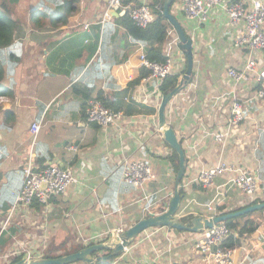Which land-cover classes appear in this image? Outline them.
Here are the masks:
<instances>
[{"label":"crops","instance_id":"crops-1","mask_svg":"<svg viewBox=\"0 0 264 264\" xmlns=\"http://www.w3.org/2000/svg\"><path fill=\"white\" fill-rule=\"evenodd\" d=\"M25 1L20 0L16 6ZM33 1L29 12L39 0ZM127 2L150 7L152 0ZM106 4L107 0L74 4L68 23L50 27L43 21L39 30L31 28L27 14L14 35L12 58L17 64L3 79L7 91L0 95V235L10 236L0 245V264H9L25 252L29 257L44 256L50 247L61 243L59 250L67 252L79 245H91L101 235L125 231L141 218L167 209L176 173L171 161L174 150L165 143L158 128L162 94L144 78L131 85L146 70L140 65L139 41L127 34L123 25L126 15L120 11L102 22ZM169 12L191 39L193 54L190 83L165 109L166 122L174 129L187 160L180 183V209L189 201L193 212L187 213L211 215L207 209L211 204L217 214H225L255 204L254 200L264 202V98L258 96L260 84L253 78L235 85L226 74L228 68L244 69L250 58L263 67L264 51L252 53L235 46V37L242 33L243 25H229L220 9H213L203 23L184 16L181 0H176ZM106 24H110L108 29ZM176 38L175 30H169L164 56ZM178 42L172 43L170 56L180 79L186 57ZM77 84L88 94L102 92L121 107L117 109L123 113L118 128L84 123L90 100H83L73 89ZM232 91L245 115L237 127L228 126ZM34 122H40L41 128L33 142L30 127ZM218 132L227 133L221 142L213 136ZM70 145L77 146V151H68ZM30 149L40 167L71 161L78 182L46 207H19L3 228L13 193L22 183V169ZM125 159L146 161L154 180L142 189L122 183ZM219 162L252 171L261 191L251 199L231 187L232 173L217 177L209 187L200 186L196 182L199 172ZM148 204L153 206L144 210ZM251 213L249 218L237 221L242 226L252 220L255 229L240 238L235 259L241 264L250 259L254 264H264V210ZM187 235L188 232L166 227L149 228L128 246V252L108 262L213 264Z\"/></svg>","mask_w":264,"mask_h":264},{"label":"built area","instance_id":"built-area-1","mask_svg":"<svg viewBox=\"0 0 264 264\" xmlns=\"http://www.w3.org/2000/svg\"><path fill=\"white\" fill-rule=\"evenodd\" d=\"M181 4L184 16L187 19L196 20L198 23L205 22L213 9L222 10L228 17L229 25H243L242 33L235 37V46L245 47L252 53L264 51V3L262 1L181 0ZM113 10L125 14L134 26L142 29L148 27L155 18L152 9L146 3L135 4L132 2L124 3L122 0H107L102 22L111 19V15L108 12ZM176 42H178V38L169 43L167 55L162 62L149 60L145 55L143 45L139 42L137 43V47L140 49V65L148 71L143 81H152L158 88L164 79L172 74L174 61L170 53L172 43ZM226 74L235 85L248 83L249 80L254 78L260 84L258 96L259 98H264V66L259 67L253 58L248 59L244 69L228 68ZM231 95V116L228 126L237 127L245 118L244 109L241 101L236 98V93L232 91ZM0 99L1 101L3 100L1 97ZM122 117V111L111 110L105 107L99 100H90L87 102L83 120L86 125L96 124L104 128H118ZM40 128V122L32 123L30 134L33 142ZM213 136L218 142H221L227 136V133L218 132L214 133ZM67 150L75 152L77 151V146L70 145L67 147ZM22 173V183L13 193L11 209L3 228L10 216L19 207H30L32 205L46 207L53 202L54 197L63 195L71 184L78 182L72 169L71 161H67L63 165L55 164L40 167L35 164L31 149L23 166ZM225 173L234 174L229 185L239 189V191L251 199H253L256 193L261 191L259 181L252 171L235 168L225 162H219L211 168L201 170L196 178V182L202 187H209L213 185V181L217 177ZM154 178L155 176L146 161H129L125 159L120 175L122 183L142 189L148 182L153 181ZM151 206L153 204H148L144 210ZM207 209L211 215H217L211 204L207 205ZM121 231L123 229L112 232V234L117 235ZM228 234L229 229L224 224L219 223L211 229H206L200 233H193L194 236L191 240L199 252L210 258L213 264H241V262L235 259L236 249L227 248L222 245ZM108 235L109 233L101 235L98 242L106 239ZM129 249V247L124 248L123 253L128 252ZM133 264L138 263L135 261Z\"/></svg>","mask_w":264,"mask_h":264},{"label":"trees","instance_id":"trees-1","mask_svg":"<svg viewBox=\"0 0 264 264\" xmlns=\"http://www.w3.org/2000/svg\"><path fill=\"white\" fill-rule=\"evenodd\" d=\"M19 1L20 0H0V95L3 94L4 90L7 91L6 87L3 85V79L13 72V69L17 64V60H13L12 58V56H15L12 48L15 47L13 45L14 35L16 31L20 29L22 22V20L17 18L14 14V7L19 3ZM85 1L87 0H39L34 9L31 12H28L31 28L39 30L44 26L43 21H46L50 27H55L57 23H68L71 19L70 17L72 15V12L74 11V4ZM122 1L124 3L127 2V0ZM175 1L176 0H173L170 6H172ZM163 2V0H152L150 8L152 9L155 18L152 23L144 29L132 25L131 21L126 16L124 17L123 21V25L130 38L133 41H139L143 43L146 57L154 62H162L165 60V56L163 55V46L167 41V33L169 32V30H173L172 26L162 15ZM109 25L110 24H106L105 28L108 29ZM107 29L103 32V39H105L107 35ZM98 37L99 34H96V41L98 40ZM147 74L148 71L143 70L140 73L138 79L134 80L131 85L135 83L138 84V81L141 78L146 77ZM178 82L179 74L174 73L173 70L172 74L167 76L158 87L160 93L163 94L171 91L178 84ZM79 86L80 85L77 84L73 87V89L77 91V93L82 97L83 100L87 101L91 99H97L101 101L105 107H108L110 109L117 110L121 108L117 105H114V103L111 101V98L109 99V97H106L102 92L95 95L91 93L88 94L85 89L78 88ZM171 161L175 164L174 171L176 173L178 170V155L175 151H173ZM180 194L182 195L181 190ZM256 202V200L252 201V203ZM251 215L252 213H248L239 218H232L222 222V224H224L229 229V234L222 243L224 247L237 249L241 245L240 238L254 231L255 223L252 220H247L242 226L237 224V221L239 219L249 218ZM195 216V214L185 213L180 217V221L183 223L189 222L190 219ZM4 235V233L0 235V245L3 243L5 244L10 240V236L7 235L6 237H4ZM61 246H63L62 243L53 248L50 247L45 252L44 257L48 259L61 257L65 254H69V252H76L83 247L79 245L77 247H73L71 251L67 252L59 250ZM102 254L107 255L108 252L103 251ZM20 258V255L15 256L9 264L18 261ZM261 261L264 262V257L261 259ZM253 262L250 259V261L245 264H252ZM97 264L111 263L108 261H99Z\"/></svg>","mask_w":264,"mask_h":264},{"label":"water","instance_id":"water-1","mask_svg":"<svg viewBox=\"0 0 264 264\" xmlns=\"http://www.w3.org/2000/svg\"><path fill=\"white\" fill-rule=\"evenodd\" d=\"M172 2L173 0H164L162 15L178 36L179 48L186 57V67L185 71L180 76L178 84L171 91L162 94L157 112L158 128L160 129L163 140L178 155V170L175 175L173 193L169 199L167 209L155 215L145 216L127 230L121 231L117 235L110 233L106 239L91 245L83 246L76 252L53 259H48L44 256L29 257V254L25 252L18 261L12 264H97L99 261H108L121 255L124 252V248L128 247L143 231L149 228L166 227L195 234L206 229H211L228 219L237 218L264 209V202H260L249 205L238 211L217 215H197L191 218L189 222L183 223L180 221L181 216L178 213L181 203L180 183L186 170L187 160L174 129L166 122L165 109L171 99L190 83L193 68V54L191 39L185 35L179 21L169 12V7ZM116 12V10H113L108 13L113 16L117 15ZM103 251H107L108 254H101Z\"/></svg>","mask_w":264,"mask_h":264},{"label":"rangeland","instance_id":"rangeland-1","mask_svg":"<svg viewBox=\"0 0 264 264\" xmlns=\"http://www.w3.org/2000/svg\"><path fill=\"white\" fill-rule=\"evenodd\" d=\"M34 4V1L33 0H28V2H27V0L24 2V4H20V6H16V7H14V14H15V16L17 17V18H19V19H21V20H23V19H25L26 17H27V14H28V12H29V10L31 9V7H32V5ZM255 196V195H254ZM253 196V197H254ZM188 211H192V209H191V206H190V203H189V201L187 202V201H185L184 203H183V207H181V209L179 210V214H180V216H182V215H184L185 213H187ZM193 212V211H192ZM176 230V229H175ZM184 232H186V231H184ZM187 233V232H186ZM187 236H191V237H193L194 235L191 233L190 234V232H188V235Z\"/></svg>","mask_w":264,"mask_h":264}]
</instances>
